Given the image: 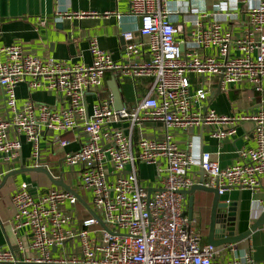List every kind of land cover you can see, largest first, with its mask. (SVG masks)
<instances>
[{"label":"built area","instance_id":"1","mask_svg":"<svg viewBox=\"0 0 264 264\" xmlns=\"http://www.w3.org/2000/svg\"><path fill=\"white\" fill-rule=\"evenodd\" d=\"M126 1L128 14L139 20L141 39L135 41L132 32L122 34V62L101 50L94 38L89 41L88 65L43 60L19 44L0 47V93L6 112L5 117L0 114V166L19 159L23 138L31 146L33 168H42L44 133L52 134V146L65 147L61 135L81 130L79 149L64 154L61 164L78 169L79 190L90 194L88 206L97 216L85 206V217H79V198L73 190L21 183L9 196L14 229L27 230L34 257L22 261L11 249H0V264H264L255 262L247 251L225 262L222 245L202 244L200 225L193 217L188 219L181 193L198 183L191 176L196 167L203 172L202 186L216 189L219 196L232 188L253 194L262 189L264 108L232 116L214 110L200 113L208 92L204 87L192 91L189 75L217 77L223 91L247 84L262 96L264 106V0H255L246 10L250 28L242 37L234 38L202 13L193 20L189 39L182 42L176 40L181 28L171 16L184 0ZM58 16L99 17L95 12ZM203 50L213 54L204 55ZM106 72L149 78L148 93L131 110H114L108 97L97 99L89 112L85 96L102 86ZM20 84L29 91L55 92L66 106L54 109L30 99L19 106L15 89ZM247 122L253 124L254 146L239 149L235 163L224 168L209 153L195 154L192 140L184 151L170 135L163 141L143 137L136 144L132 141L133 130L140 131L145 124H160L166 130L205 129L210 138L222 141L235 136L237 126ZM139 163L156 169L160 189L153 194L138 178ZM4 173L0 170V179ZM258 206L262 210L263 202ZM18 250L23 251L20 243Z\"/></svg>","mask_w":264,"mask_h":264},{"label":"crops","instance_id":"2","mask_svg":"<svg viewBox=\"0 0 264 264\" xmlns=\"http://www.w3.org/2000/svg\"><path fill=\"white\" fill-rule=\"evenodd\" d=\"M254 4L255 0H245L244 3L239 4H234L229 0H205L203 2L184 0L178 5V13L171 16L174 25L181 28V32L176 34V40L182 42L189 39L191 29H193V20L202 13L208 15L207 21H218L223 28L231 32L234 38H240L250 28L246 10ZM65 12L68 14L95 12L99 17L60 19L58 14ZM104 12H110L111 15L101 17L100 15ZM116 15L119 17L117 18ZM139 26V20L128 14L126 0H0V47L19 44L26 52L43 60L51 58L67 64L88 65L91 62L88 50L89 41L94 38L101 50L110 54L114 61L122 62L125 44L122 34L132 32L135 41H140ZM200 53L213 54L211 50H203ZM144 58L148 59V55L146 54ZM189 78L192 91L204 87L208 92V97L199 110L200 113L214 110L218 114L232 116L253 113L264 108L261 104L262 96L252 91L247 84L229 86L223 91L220 89V80L217 77L200 78L190 74ZM150 82L149 78L131 79L122 77L116 72H106L102 86L96 92H88L85 96L88 111L90 112L91 105L97 99L112 98V90L115 88L120 92L123 109L131 110L146 96ZM15 94L19 106L29 99L54 109H62L66 106L61 95L42 89L29 91L25 84L18 85ZM0 114L3 117L6 116L1 93ZM252 129V123H242L237 126L235 136L217 141L210 138L205 129L166 130L160 124H145L142 130H133L132 141L136 144L140 137L163 141L166 135H170L178 148L184 151L189 141L192 140L195 154L209 153L219 166L224 168L235 163L236 152L239 149L254 146ZM52 138V134L49 133L41 136L39 162L54 180L60 181L76 193L79 198L77 205L79 217H85L84 207L91 206L90 194L79 190L78 169H68L61 164L64 154L76 152L79 149L83 141L82 131L76 130L62 134L61 138L67 143L65 147L52 146L50 144ZM21 145L19 159L12 165L0 166V170L5 172L0 179V249H11L17 258L23 261L32 259L34 253L28 248L27 230L15 231L14 229V210L9 196L19 184L24 182L44 189L54 185L45 174L30 171L33 168L30 159L31 146L23 138H21ZM199 170L198 167L192 170L191 176L195 177V180L200 179ZM7 175L10 176L2 184L3 178ZM137 175L142 186L150 194L160 189L154 166L137 164ZM184 196L187 211L188 196ZM260 201L263 202L262 210L258 206ZM211 203L210 194L202 191H196L193 194L192 217L200 225L202 244H207ZM220 203L234 204V210L218 213V219L235 218L233 224L235 233L247 232L264 211V179L259 192L253 194L249 190L232 188L220 196ZM231 213L233 217L230 216ZM229 224L232 225V222L226 221L225 225L229 226ZM220 226L218 236L223 234ZM18 243L22 245V252L18 250ZM222 246L225 262L232 255L247 251L255 262L262 263L264 262V226L251 232L236 245Z\"/></svg>","mask_w":264,"mask_h":264},{"label":"water","instance_id":"3","mask_svg":"<svg viewBox=\"0 0 264 264\" xmlns=\"http://www.w3.org/2000/svg\"><path fill=\"white\" fill-rule=\"evenodd\" d=\"M113 89V88H112ZM112 100H113V108L114 110H121L123 109V104L120 96V92L115 88L112 90ZM30 171H35L39 173L45 174L50 180L51 183L56 187H61L64 190L71 191L69 188L64 186L60 181L54 180L52 176L49 174V172L44 168H32ZM199 176L200 179L197 184L192 186L189 190L181 192L182 194L188 196V210L186 212V215L188 219L192 217L193 214V194L196 191H202L207 194H210L212 196V203H211V214H210V224L208 227V233H207V243L213 246H221V245H236L243 239H245L251 232H253L256 229H261L264 226V211L260 215V217L256 220L255 224L251 227L250 230L247 232H244L242 234H236L235 233V227H234V220L235 218L228 217L226 219H218V216L220 212H231L234 210V204H222L220 203V196L218 194V191L216 189L206 188L202 186V180H203V172L199 170ZM10 175H7L3 178L2 184H4L7 180V178ZM150 193V192H149ZM77 196V195H76ZM89 213L92 216H96V214L89 208V206H86ZM231 217H233V213L230 214ZM226 221L232 222V225L229 224V226H226ZM223 224V225H222ZM220 226V230H223V234L221 236L217 235L218 228ZM225 231L227 233H225Z\"/></svg>","mask_w":264,"mask_h":264},{"label":"rangeland","instance_id":"4","mask_svg":"<svg viewBox=\"0 0 264 264\" xmlns=\"http://www.w3.org/2000/svg\"><path fill=\"white\" fill-rule=\"evenodd\" d=\"M183 5H187V4H183ZM185 10H187V8H185ZM43 174V173H42ZM205 219V218H204ZM205 221H206V219H205Z\"/></svg>","mask_w":264,"mask_h":264}]
</instances>
